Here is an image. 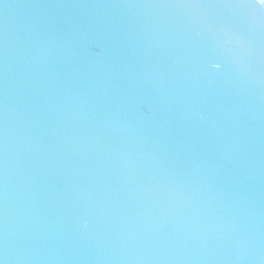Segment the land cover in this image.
I'll use <instances>...</instances> for the list:
<instances>
[{"label": "water", "instance_id": "water-1", "mask_svg": "<svg viewBox=\"0 0 264 264\" xmlns=\"http://www.w3.org/2000/svg\"><path fill=\"white\" fill-rule=\"evenodd\" d=\"M0 264H264V6L0 0Z\"/></svg>", "mask_w": 264, "mask_h": 264}, {"label": "built area", "instance_id": "built-area-1", "mask_svg": "<svg viewBox=\"0 0 264 264\" xmlns=\"http://www.w3.org/2000/svg\"><path fill=\"white\" fill-rule=\"evenodd\" d=\"M259 4H261L262 6H264V0H256Z\"/></svg>", "mask_w": 264, "mask_h": 264}]
</instances>
